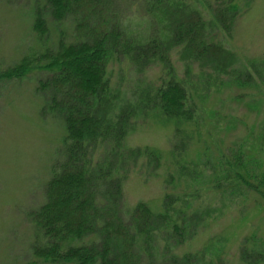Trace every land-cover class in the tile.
Segmentation results:
<instances>
[{"label": "trees", "instance_id": "16d2710c", "mask_svg": "<svg viewBox=\"0 0 264 264\" xmlns=\"http://www.w3.org/2000/svg\"><path fill=\"white\" fill-rule=\"evenodd\" d=\"M239 11L236 0H35L31 29L39 46L13 65H0V90L37 76L42 115L62 118L65 126L45 202L27 215L37 262L264 264V238L256 235L245 237L231 258L212 243L196 253H178L206 212L195 209L194 200L188 203L190 191L175 194V182L195 188L197 197L203 191H219L228 200L253 194L264 207V170L248 166L243 148L205 159L196 165L202 170L183 162L191 140L187 129L198 114L196 85L191 90L186 84L189 67L205 65L225 85L256 87L264 95V58L242 60L227 47ZM114 58L128 62L131 90L113 86ZM177 62L184 64L183 72ZM153 69L161 76L149 81L146 74ZM151 114L176 127L171 151L176 170L167 171L161 213L144 203L128 207L124 196L125 180L142 158L147 169L163 164L154 149L126 144L138 119ZM191 173L190 181L180 179Z\"/></svg>", "mask_w": 264, "mask_h": 264}, {"label": "rangeland", "instance_id": "374dc122", "mask_svg": "<svg viewBox=\"0 0 264 264\" xmlns=\"http://www.w3.org/2000/svg\"><path fill=\"white\" fill-rule=\"evenodd\" d=\"M34 3L35 0H0V65L3 67L19 62L31 48L39 46L31 29ZM236 3L240 13L227 47L242 60L263 59L264 0H236ZM52 32L55 40L54 27ZM177 65L178 72L185 70L184 64L177 62ZM204 67L191 66L187 71V86L193 90L196 85L193 95L198 114L195 123L187 129L191 140L183 162L194 164L188 166L192 170H202V164L196 165L205 159L215 161L229 149L240 147L245 150L251 169L264 170V95L256 87L225 85L228 81L224 77ZM128 69L127 61L113 59L109 72L114 87L131 90L135 85ZM197 74L200 77H194ZM160 76L158 69L146 74L149 81ZM29 77L8 82L0 90V264H44L32 255L34 237L27 215L45 202V187L65 134L62 118L42 115L44 102L37 93V76ZM175 130V123L162 115L138 119L126 144L135 150L154 149L161 155L163 164L155 171L147 169L145 158L141 159L139 167L124 183L126 206L132 208L144 203L155 213L163 212L167 171L176 170L171 155ZM192 176L191 173L180 179L190 181ZM176 184L175 194L190 191L189 194L197 197L195 188L188 190L185 184ZM203 188L211 186L197 187ZM192 196L188 203L194 200L195 209L202 206L206 217L201 223L196 220L178 253H196L212 243L216 249L223 247V257L231 258L238 254L245 237L264 238V207L255 195L246 193L238 200H228L219 191L218 194L203 191L200 197L192 199ZM112 244L120 246L117 242Z\"/></svg>", "mask_w": 264, "mask_h": 264}]
</instances>
